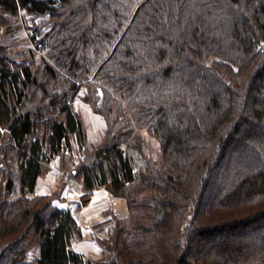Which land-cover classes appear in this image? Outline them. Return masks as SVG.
Instances as JSON below:
<instances>
[{
    "label": "trees",
    "instance_id": "trees-1",
    "mask_svg": "<svg viewBox=\"0 0 264 264\" xmlns=\"http://www.w3.org/2000/svg\"><path fill=\"white\" fill-rule=\"evenodd\" d=\"M21 15L40 23L25 53L0 46V264H264V0H0V23ZM80 87L107 123L97 146ZM235 153L232 185L204 205ZM56 158L82 205L105 189L129 209L96 261L73 250L71 210L36 194ZM193 245L210 251L189 260Z\"/></svg>",
    "mask_w": 264,
    "mask_h": 264
},
{
    "label": "rangeland",
    "instance_id": "rangeland-1",
    "mask_svg": "<svg viewBox=\"0 0 264 264\" xmlns=\"http://www.w3.org/2000/svg\"><path fill=\"white\" fill-rule=\"evenodd\" d=\"M31 18L25 15H21L17 18L9 19V22L0 23V46H8V50L11 54L25 53L28 49L32 47L29 42V28H27V23L36 25L40 23L39 19H35L31 22ZM39 55H37V61L39 62ZM86 90L84 87H80V90L74 96L72 100V106L77 110L78 114L81 116L84 128L88 135V140L90 144L95 146L101 144L107 138V123L105 119L95 112V110L85 102ZM138 137L142 138V151L145 156L152 158L153 160L161 161V147L157 139L149 134L145 130L138 131ZM246 156V155H244ZM243 157V156H242ZM241 157L235 154H230L225 161L218 162V164L212 169L210 176V184L206 187V193L202 196V202L206 204H217L216 200L219 199L225 193V188L230 187L236 177L238 165L237 162L240 161ZM55 169L56 166L53 165ZM58 172L54 175L55 181L58 185L64 183L67 187H74L79 182L71 179H67L64 175V171L61 170V165L59 162ZM58 187V186H57ZM115 199V197H114ZM117 198L112 200V212L110 221L101 222L95 224L91 227V234L85 235L84 238L79 242H93L99 247V241L108 240L110 237V230L113 228L115 221H123L128 213L129 209L125 200ZM119 200V204L117 201ZM190 232V227L187 224L186 233ZM101 250V248H100ZM209 248L207 246H192L190 259L192 256L203 257L209 253ZM94 256V255H93ZM101 253L97 258H89L96 261L100 258ZM92 257V256H91Z\"/></svg>",
    "mask_w": 264,
    "mask_h": 264
},
{
    "label": "crops",
    "instance_id": "crops-1",
    "mask_svg": "<svg viewBox=\"0 0 264 264\" xmlns=\"http://www.w3.org/2000/svg\"><path fill=\"white\" fill-rule=\"evenodd\" d=\"M59 162L60 160L56 158L47 165L45 174L38 180L36 194L38 196L57 195L56 205L62 209L71 210L74 220L82 230L83 239L86 234H91L92 226L112 219L111 204L112 200L115 201L117 198L114 199L109 191L100 189L92 193L87 204L82 205V196L85 191L81 184L71 188L64 183L58 185L55 181L54 175L59 171ZM53 165L56 166L55 169ZM119 200H116L117 204ZM73 250L89 258H97L101 253L100 247L93 242H77Z\"/></svg>",
    "mask_w": 264,
    "mask_h": 264
}]
</instances>
